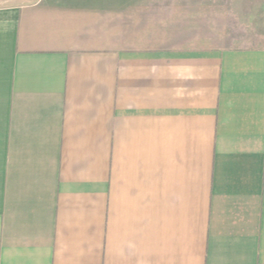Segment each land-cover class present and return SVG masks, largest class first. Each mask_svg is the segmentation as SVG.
Here are the masks:
<instances>
[{
    "label": "crops",
    "instance_id": "obj_1",
    "mask_svg": "<svg viewBox=\"0 0 264 264\" xmlns=\"http://www.w3.org/2000/svg\"><path fill=\"white\" fill-rule=\"evenodd\" d=\"M0 264H264V15L0 0Z\"/></svg>",
    "mask_w": 264,
    "mask_h": 264
},
{
    "label": "rangeland",
    "instance_id": "obj_2",
    "mask_svg": "<svg viewBox=\"0 0 264 264\" xmlns=\"http://www.w3.org/2000/svg\"><path fill=\"white\" fill-rule=\"evenodd\" d=\"M109 4L143 10H177L188 12H237L264 15V0H95Z\"/></svg>",
    "mask_w": 264,
    "mask_h": 264
}]
</instances>
